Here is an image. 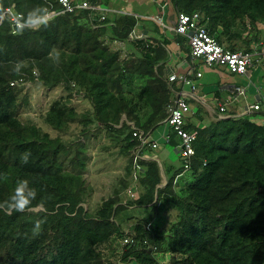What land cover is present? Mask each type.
I'll list each match as a JSON object with an SVG mask.
<instances>
[{
    "label": "trees",
    "instance_id": "trees-1",
    "mask_svg": "<svg viewBox=\"0 0 264 264\" xmlns=\"http://www.w3.org/2000/svg\"><path fill=\"white\" fill-rule=\"evenodd\" d=\"M88 1L108 8V0ZM131 1L140 7L146 0ZM155 1L158 15L165 3L171 17L199 14L211 36L230 51L240 46L251 51L261 41L256 26L264 24V0ZM8 7L31 26L12 34L11 22L1 21ZM45 7L59 8L55 0H0V264H105L101 247L117 239L121 244L122 225L131 220L123 212L134 207L149 214L132 226V244H121L123 264H264V123L255 120L264 117L218 120L198 104L185 126L197 130L189 170L179 156L177 164L141 161L138 198L123 200L138 144L127 123L144 132L162 125L174 88L162 67L172 42L187 57L185 39L160 34L151 24L149 33L159 46L144 54L127 41L148 17L144 13L135 18L108 9L101 22L100 12L77 11L32 26ZM115 42L125 44V58L111 49ZM20 79L64 91L42 117L58 136L20 119L19 112L29 107L21 94L25 87L10 86ZM73 92L88 102L84 112L72 103ZM72 124L81 127L83 139L93 127L103 130L128 157L122 187L94 212L83 207L91 191L84 180L85 142L70 144L61 137ZM167 209L178 212L176 221L161 231L153 220Z\"/></svg>",
    "mask_w": 264,
    "mask_h": 264
},
{
    "label": "built area",
    "instance_id": "built-area-1",
    "mask_svg": "<svg viewBox=\"0 0 264 264\" xmlns=\"http://www.w3.org/2000/svg\"><path fill=\"white\" fill-rule=\"evenodd\" d=\"M150 3H154L153 0H147ZM59 8L52 9L45 7L44 14L38 23L50 21L63 14H73L77 11L88 12H100L102 13L99 21L104 20L103 14L106 13L108 8L103 5L91 4L88 0H55ZM166 7V3L161 7L162 10ZM125 13V11H123ZM129 15L139 18L138 15L129 13ZM8 19L13 27L12 34H15L22 28L29 27L24 23L22 14L15 11L13 7L5 8L1 15V21ZM199 14L186 15L183 13L177 14L174 20L171 22V27L164 24L163 16L150 15L144 19L156 25L160 34H170L172 36H180L185 39L184 45L188 48L187 57L182 58L183 65L186 66L185 72L172 71L167 74V63L162 67L164 71V77L173 85L172 97L165 105V119L162 124L171 129L173 134V140L176 141L175 151L183 161V167L187 171L189 170V160L195 155L193 148L194 141L197 136V130L186 131L185 126L188 125L191 119L196 115V104H201L218 120L229 118V114L226 112L227 106L232 103L239 102L240 98H243L246 93V89L240 86L232 85L228 88L229 96L224 101L214 102L208 104L204 97H201L198 91V81L201 80L203 68L214 69L222 68L226 74L241 77L250 83L253 70L258 67L259 63L264 60V47L255 49L253 51L236 50L230 51L220 45L209 33L207 26L202 22ZM259 24V23H258ZM150 24V26H152ZM148 30L153 32V27ZM129 43H134L142 53L148 54L159 46L158 42L151 38L150 33L143 29H133L127 38ZM176 44L177 48L181 49L180 44ZM117 49H125V44L115 42L113 44ZM169 50V49H168ZM170 52V51H169ZM171 57V53H170ZM261 66L264 67V61ZM34 76L37 74L34 72ZM30 87V83H25L22 79L10 83L11 87L14 86ZM74 87V85H72ZM82 96L73 92L71 101L74 104L81 103ZM76 103H75V102ZM264 113V100L259 98L255 104L244 105L239 113L242 116H252L255 113ZM124 118L121 120V122ZM132 130V137L137 140V145L132 151L133 159V171L134 174L131 177L130 184L125 191V194L129 201H135L138 198L137 183L138 179L145 172L141 161H146V150H157L161 144L152 137L153 131L144 132L138 130L133 124L127 123ZM196 127H203L202 124H196ZM171 136H164V144L170 145ZM39 210H42L39 208ZM146 230L150 229V224L145 226ZM132 235L126 231L121 239V244H132ZM153 250H156L154 247Z\"/></svg>",
    "mask_w": 264,
    "mask_h": 264
},
{
    "label": "rangeland",
    "instance_id": "rangeland-1",
    "mask_svg": "<svg viewBox=\"0 0 264 264\" xmlns=\"http://www.w3.org/2000/svg\"><path fill=\"white\" fill-rule=\"evenodd\" d=\"M135 3L140 4L139 0H135ZM130 4H133L131 0L125 4L127 6L125 10H128ZM147 4L150 5L148 10L150 15H156L159 13L158 8L155 5L151 4L150 2H147ZM171 8V6H168L164 7L163 9V13L166 14L163 19L164 24H166L168 27H171V23L169 22L170 18H168L170 15L172 16L173 13ZM150 24L152 23L149 21H140L138 23L139 26H149ZM111 49L119 51L122 58L127 56L126 50L117 49V47H115L113 44ZM175 52L176 50L172 48V53L175 54ZM184 67L185 66L179 68V70H184ZM202 72L204 74L208 72L207 74L210 78L215 76L214 74L209 73L213 71L208 68H203ZM216 72L220 76H223V72L221 70H217ZM229 78L233 79L234 77H226V80L230 81ZM214 87L215 85L213 86L212 84L210 89H213ZM21 94H25L27 96L29 107L19 112L20 119L23 122H32L36 126L42 128L43 131L49 132L53 137L58 136V133L51 131L43 125L42 117L52 102L61 97L64 98V91L61 88H57L53 91H47L39 84H32L30 87H26L24 93ZM206 100H208V98H206ZM74 106L79 113L84 112L89 108L87 101L74 104ZM80 130L81 127L79 125L72 124L70 125L68 132L61 134V137L65 142L70 144L78 142L79 140L85 142L84 148L89 160L86 167V173L84 174V180L91 191L87 200L83 204V207L88 212H94L102 201L113 196V192L122 187L120 180L125 174L128 157H125L119 153V147H116L114 143L109 140L103 130H97L96 127H93L90 129V132L85 135V139L82 138ZM168 135H170L171 138L173 137L171 129L166 125L162 124L156 127L153 130L152 137H154L161 144V146L157 150H153L151 152L155 158L163 161L164 164L170 161L173 164H177L178 154L176 153L175 148L170 145H163V137ZM166 160L168 161L165 162ZM163 182H165V180ZM121 198L123 200H127L124 191L121 193ZM123 213L130 217L131 220H127L126 222L129 221V223L123 224L122 229L130 232L134 223L138 222V219H141L140 217L145 216L147 213L149 214V210L147 211L144 208L134 207L131 209H125V212ZM177 213L178 212L174 209L156 212L155 218L153 220L154 224L158 225L161 231H168L170 225L176 221ZM122 251L123 247L120 244V239L113 240L110 246L101 247V252L106 260L105 264H123L121 262ZM129 264L136 263L132 261Z\"/></svg>",
    "mask_w": 264,
    "mask_h": 264
},
{
    "label": "crops",
    "instance_id": "crops-1",
    "mask_svg": "<svg viewBox=\"0 0 264 264\" xmlns=\"http://www.w3.org/2000/svg\"><path fill=\"white\" fill-rule=\"evenodd\" d=\"M128 1L129 0H108L107 6H108V9L113 10V11H116L120 8L121 12L125 11V13H127V14L133 13V14L138 15V13H139V15H140V14L144 13L145 15L150 16V12L148 11L150 8V5L147 4V2H148L147 0L140 7L139 6L135 7L134 4H130V7L128 8V10H125L127 7L125 4ZM153 2H156V1L153 0ZM151 4H154V3H151ZM166 7H168V6H166ZM161 16H163V19H164L166 14L162 12ZM168 18H170L169 22L171 23L174 20L175 16L172 18H171V16H169ZM144 27L139 26L138 28H139V30L140 29L143 30L142 28H144ZM149 27L152 28V26H150V25H149ZM256 28H257L256 31H258V33H260L261 41L255 47H253V49L251 51H253L255 49H259L260 47H264V24H257ZM145 30L150 32L148 30L147 26H146ZM172 48L176 50L175 54L172 53ZM238 48H239V46H238ZM245 48L246 47H244V46H240L239 49L245 50ZM125 49H126V47H125ZM168 49L170 51L169 53H171V57H170V59L167 63V66H166L167 67V70H166L167 74H169V72H172V71H177L180 73L185 72L186 66L183 65V63H182V58L184 56L182 54L181 49L180 48L178 49L176 44L174 45V42H172V44L168 47ZM126 52H127V50H126ZM263 61L264 60H262L259 63L258 67L253 70L250 83L241 77L226 74L222 68L212 69L211 71H213V72H209V73H212L215 75L212 78L208 77V74H207L208 72L206 74L203 73L201 80L198 81L197 93L201 97H204L205 100H206V98H208V100H206V102L208 104H213L214 102L224 101L225 98L227 96H229L230 93L228 91V88H230L232 85H236V86H240V87L245 88L246 89L245 96L243 98H240L239 102L229 104L227 106V110H226V112L229 114V117H233V116L240 117L242 115L239 113V111L244 105L255 104L256 102H258L260 96L264 100V67L261 66ZM183 66H185L184 70H179V68H181ZM217 70H221L223 72V76H220L216 72ZM231 76L234 78L233 79L229 78L230 81L226 80V77L228 78ZM212 84H213V86L215 85V87L213 89H210L212 87ZM195 105H196V107L198 106V104H196V103H195ZM204 108H206V107H204ZM255 114H261L262 118L264 117L263 112H259V113H255ZM246 117H248V116H246ZM255 120L257 123H262V124L264 123L263 119L258 118ZM144 155H145V159L157 160L159 163V166H160V164L163 163V161L159 160L158 158H155L152 155L151 150H146ZM163 180H165V178H163Z\"/></svg>",
    "mask_w": 264,
    "mask_h": 264
},
{
    "label": "clouds",
    "instance_id": "clouds-1",
    "mask_svg": "<svg viewBox=\"0 0 264 264\" xmlns=\"http://www.w3.org/2000/svg\"><path fill=\"white\" fill-rule=\"evenodd\" d=\"M129 186V185H128ZM164 186V184L163 185H160V186H158V187H160V188H162ZM126 191V190H125ZM125 191H124V193H125ZM127 197V196H126ZM127 200H128V198H127ZM36 211H38L39 209H35ZM126 232V231H125ZM124 232V233H125ZM130 233V232H129Z\"/></svg>",
    "mask_w": 264,
    "mask_h": 264
}]
</instances>
